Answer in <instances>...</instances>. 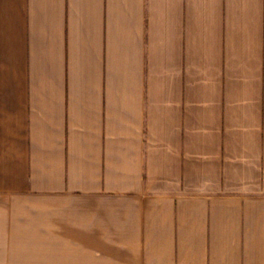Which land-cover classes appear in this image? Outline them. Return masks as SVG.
I'll use <instances>...</instances> for the list:
<instances>
[{
	"label": "crops",
	"instance_id": "obj_1",
	"mask_svg": "<svg viewBox=\"0 0 264 264\" xmlns=\"http://www.w3.org/2000/svg\"><path fill=\"white\" fill-rule=\"evenodd\" d=\"M0 264H264V0H0Z\"/></svg>",
	"mask_w": 264,
	"mask_h": 264
}]
</instances>
